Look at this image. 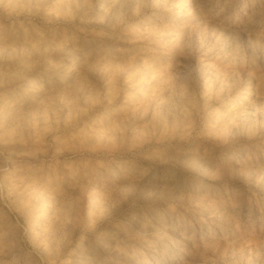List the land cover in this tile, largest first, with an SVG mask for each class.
<instances>
[{"label":"rangeland","instance_id":"rangeland-1","mask_svg":"<svg viewBox=\"0 0 264 264\" xmlns=\"http://www.w3.org/2000/svg\"><path fill=\"white\" fill-rule=\"evenodd\" d=\"M0 264H264V0H0Z\"/></svg>","mask_w":264,"mask_h":264}]
</instances>
